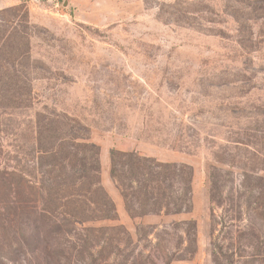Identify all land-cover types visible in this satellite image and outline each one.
Masks as SVG:
<instances>
[{"label":"rangeland","instance_id":"obj_1","mask_svg":"<svg viewBox=\"0 0 264 264\" xmlns=\"http://www.w3.org/2000/svg\"><path fill=\"white\" fill-rule=\"evenodd\" d=\"M0 18V33L27 41L31 81L0 95V264H54L34 233L15 250L1 212L10 172L40 187L58 175L50 153L75 152L78 135L123 201L87 226L124 227L156 264H264V0H0ZM112 149L190 165L192 210L132 216Z\"/></svg>","mask_w":264,"mask_h":264},{"label":"trees","instance_id":"obj_2","mask_svg":"<svg viewBox=\"0 0 264 264\" xmlns=\"http://www.w3.org/2000/svg\"><path fill=\"white\" fill-rule=\"evenodd\" d=\"M24 39L15 30L0 33V95L31 86L28 76L19 69L28 64L27 54L22 52L27 45ZM5 98L0 96V102ZM75 139V152L67 150L66 154L67 146L62 143L58 152L50 153L58 156V175L47 171L51 176L43 178L40 187L30 184L20 171L10 172V206L7 213L1 214L12 233L15 250L28 247L34 233L44 240L46 258L54 264H156L157 256L139 251L141 239L135 242L124 227L86 225L95 220L116 219L117 208L101 185L100 148L88 142L87 136L78 135ZM111 177L132 216L192 210L193 169L188 164L162 162L135 150L112 149ZM32 190L39 197L40 206L30 203ZM181 224L186 227V242H192L188 227H196V223L189 220ZM178 225L172 223L174 229ZM156 239L159 241V237ZM166 257V263L172 261Z\"/></svg>","mask_w":264,"mask_h":264},{"label":"crops","instance_id":"obj_3","mask_svg":"<svg viewBox=\"0 0 264 264\" xmlns=\"http://www.w3.org/2000/svg\"><path fill=\"white\" fill-rule=\"evenodd\" d=\"M115 201H116L118 208L121 210V208H123V201L118 194H116Z\"/></svg>","mask_w":264,"mask_h":264}]
</instances>
